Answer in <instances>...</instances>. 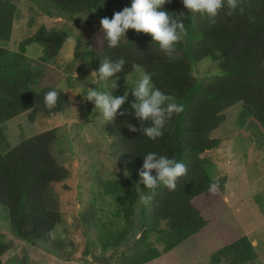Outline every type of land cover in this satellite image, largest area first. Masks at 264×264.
Listing matches in <instances>:
<instances>
[{
    "label": "trees",
    "instance_id": "1",
    "mask_svg": "<svg viewBox=\"0 0 264 264\" xmlns=\"http://www.w3.org/2000/svg\"><path fill=\"white\" fill-rule=\"evenodd\" d=\"M39 1L52 5L60 17L73 22L80 14L91 12L101 21L131 5V0ZM237 4L235 9L225 6L219 10L216 23L212 24L198 13L189 11L184 15L182 0L165 3L164 10L182 19L185 25V36L171 56L149 34L131 29L116 48L109 47L105 32L98 51L82 48L80 39L76 42L74 59L87 62L94 72L98 73L106 58H123L125 64L117 74L118 79L142 69L151 74L156 88L184 105V111L173 115L163 135L156 140L144 135L143 129L151 123L139 120L135 112L119 109L114 120L106 123L107 135L124 155L137 185L123 189L126 216L129 218L130 207L138 198L137 187L155 193L148 231L162 245L161 251L157 244H138L137 250L121 264H148L207 226L193 200L210 193L212 183L219 184L218 190L223 189L224 179H216L214 164L201 155L222 143L211 134L224 122V111L240 104L241 126L248 123L260 130L254 160L264 158V0H237ZM17 15L16 0H0L1 41L10 40ZM67 39L63 30L47 31L41 27L20 43L19 52L0 48V207L7 210L12 233L30 246L48 243L61 223L59 191L67 189L64 181L68 171L52 155V144L57 137L55 129L22 140L11 148L4 125L24 113H29L28 120L33 123L38 116L50 119L67 111L70 103L65 91L58 90L56 106L48 109L43 98L53 87L40 91L34 88L42 77L43 67L56 59ZM32 44L42 47L38 61L41 65H30L26 47ZM204 59L218 64L219 75L206 88L199 89L192 68L193 62ZM133 127L137 131H132ZM149 152L175 158L187 166L188 173L178 179L175 191L165 186L148 190L141 182L139 173ZM152 175H156L155 170ZM12 248L5 233L0 232V264H4L2 258ZM257 257L252 242L243 236L215 252L211 264H249Z\"/></svg>",
    "mask_w": 264,
    "mask_h": 264
},
{
    "label": "rangeland",
    "instance_id": "2",
    "mask_svg": "<svg viewBox=\"0 0 264 264\" xmlns=\"http://www.w3.org/2000/svg\"><path fill=\"white\" fill-rule=\"evenodd\" d=\"M44 3L16 0L18 15L10 40H0V48L19 52L20 43L41 27L47 31H65L68 39L56 59L43 67L42 77L34 88L40 91L53 87L65 91L70 106L65 113L50 119L38 116L33 123L28 120L29 113H24L7 122L4 128L11 148L42 132L56 130L52 155L56 163L68 171L64 181L67 189L59 191L62 221L48 243L30 246L12 233L7 210L0 207V232L5 233L6 240L13 246L2 260L4 264L18 261L24 264H121L137 250L138 244H157L156 235L148 231L155 193L137 187L138 198L127 218L122 193L126 186H137L136 182L124 155L116 150L114 140L107 135L106 123L94 102L75 94L87 88L108 90L105 83H99L92 75L94 71L87 62L74 59L78 39L86 50L98 51L102 47L104 30L100 20L91 12L80 14L73 22L60 17L57 9ZM182 13L189 14L184 5ZM26 48L30 65H41L38 61L42 47L32 44ZM142 73L144 70L139 69L116 79L111 94L119 97L127 93L121 111L135 112L131 107L136 100L132 86ZM192 75L199 89H204L219 75L218 64L207 59L193 62ZM240 112V104L223 112L224 122L211 134L222 143L201 155L214 164L216 179H224L223 189L193 200L207 226L148 264H211L215 252L243 236L252 242L258 255L249 264H264V158L254 160L260 130L248 123L241 126ZM142 194L151 196L150 203L140 202ZM142 234H145L143 240ZM157 247L162 251V245L157 244Z\"/></svg>",
    "mask_w": 264,
    "mask_h": 264
},
{
    "label": "clouds",
    "instance_id": "3",
    "mask_svg": "<svg viewBox=\"0 0 264 264\" xmlns=\"http://www.w3.org/2000/svg\"><path fill=\"white\" fill-rule=\"evenodd\" d=\"M168 2L170 0H131L130 7H124L111 18H102L100 24L106 34L109 47H119L122 40H125L127 31L131 29L137 33L149 34L158 47L171 56L175 46L185 36V25L182 19L175 18L164 10L163 6ZM182 3L191 14L206 16L212 24L216 23L215 18L219 10L225 6L230 9L238 6L237 0H182ZM124 64L123 58L117 60L106 58L99 67L98 73L93 72L92 75L105 83L108 90L87 88L83 92L75 93L82 95L86 101L94 102L105 123L114 120L118 110L127 100V93L124 96L114 97L110 92L116 87L117 74L122 71ZM132 94L136 98L131 105L135 110V116L141 121L151 123V126L143 129L144 135L151 140L161 137L173 115L184 111V105L156 88L151 74L146 72L142 73L140 79L132 86ZM59 95L60 92L56 88L46 92L43 98L45 106L48 109L54 108ZM119 114L123 115L122 112ZM131 130L137 131L134 127ZM142 168L139 176L148 190L165 186L170 191H175L178 179L188 173V168L183 162L166 155L158 156L155 152L145 155ZM153 170L156 171L155 176L152 175ZM218 188V183L209 185L210 192L214 193ZM150 201L151 196L143 194L140 196L142 204H148Z\"/></svg>",
    "mask_w": 264,
    "mask_h": 264
},
{
    "label": "crops",
    "instance_id": "4",
    "mask_svg": "<svg viewBox=\"0 0 264 264\" xmlns=\"http://www.w3.org/2000/svg\"><path fill=\"white\" fill-rule=\"evenodd\" d=\"M255 247V246H254ZM258 256V255H257Z\"/></svg>",
    "mask_w": 264,
    "mask_h": 264
}]
</instances>
